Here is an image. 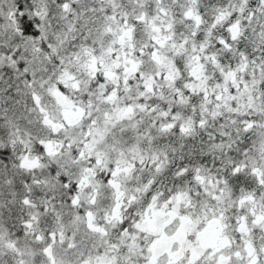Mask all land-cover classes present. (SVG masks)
Wrapping results in <instances>:
<instances>
[{
  "label": "snow or ice",
  "instance_id": "obj_1",
  "mask_svg": "<svg viewBox=\"0 0 264 264\" xmlns=\"http://www.w3.org/2000/svg\"><path fill=\"white\" fill-rule=\"evenodd\" d=\"M0 264H264V0H0Z\"/></svg>",
  "mask_w": 264,
  "mask_h": 264
}]
</instances>
